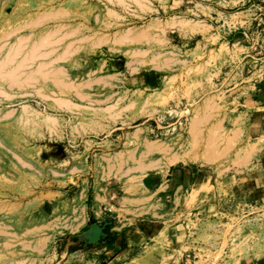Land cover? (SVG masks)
Here are the masks:
<instances>
[{
	"label": "rangeland",
	"instance_id": "374dc122",
	"mask_svg": "<svg viewBox=\"0 0 264 264\" xmlns=\"http://www.w3.org/2000/svg\"><path fill=\"white\" fill-rule=\"evenodd\" d=\"M0 36V264H264V0H0Z\"/></svg>",
	"mask_w": 264,
	"mask_h": 264
},
{
	"label": "crops",
	"instance_id": "0c3cea01",
	"mask_svg": "<svg viewBox=\"0 0 264 264\" xmlns=\"http://www.w3.org/2000/svg\"><path fill=\"white\" fill-rule=\"evenodd\" d=\"M253 89L255 91L254 92L255 99L252 100L251 102L254 103V108L255 109H257L258 107L264 108V77L255 80V82L253 83ZM258 116L263 117V115L256 114L254 118L256 119ZM189 178H190V172L188 170L187 182L189 181Z\"/></svg>",
	"mask_w": 264,
	"mask_h": 264
},
{
	"label": "bare ground",
	"instance_id": "6f19581e",
	"mask_svg": "<svg viewBox=\"0 0 264 264\" xmlns=\"http://www.w3.org/2000/svg\"><path fill=\"white\" fill-rule=\"evenodd\" d=\"M12 31H13V30H12ZM12 33H14V32H12ZM9 35H11V32H9ZM9 35H8V34H7V35L5 34V36L2 35V37L4 36V37L7 38V36H9ZM45 35H46V34H45ZM27 36H28V35H27ZM2 37L0 36L1 39H2ZM25 37H26V36H25ZM28 37H29V36H28ZM23 38H24V37H23ZM24 39H25V38H24ZM26 41H27V39H26ZM41 41H42V40H41ZM21 42H23V41H21ZM4 43H5V42H3L2 44H4ZM37 43H39V42H37ZM17 44H18V43H17ZM17 46H18V45H17ZM22 46H23V44H22ZM42 46H43V45H42ZM10 47H11V46H10ZM36 47H37V45H36ZM36 47H35V48H36ZM40 47H41V46H40ZM0 48H2L1 45H0ZM42 48H43V47H42ZM13 49H14V48H13ZM10 51H11V50H10ZM15 51H16V50H15ZM32 51H34V50H32ZM16 52H17V51H16ZM29 52H30V51H29ZM35 52H37V51H35ZM45 52H46V51H45ZM14 53H15V52H14ZM33 53H34V52H33ZM40 53H43V52H40ZM43 54H44V53H43ZM29 55H30V54H29ZM38 55H39V54H38ZM15 56H16V55H15ZM41 56H42V54H41ZM4 57H5V56H4ZM24 57H25V56H24ZM24 57L22 58V61H25V60H23ZM28 57H29V56H28ZM31 57H32V55H31ZM35 57H36V56H35ZM5 58H6V57H5ZM25 58H26V57H25ZM4 60H5V59H4ZM12 60H14V59H12ZM2 61H3V60H2ZM30 61H31V60H30ZM5 62H6V61H5ZM9 62H10V61H9ZM27 62H28V61H27ZM6 63H7V62H6ZM6 63L3 64V65H6ZM10 63H11V62H10ZM38 63H39V62H38ZM19 64L21 65V63H19ZM41 64H42V63H41ZM43 64H44V63H43ZM43 64H42V65H43ZM46 64H47V63H46ZM20 65H17V69H19L18 66H20ZM30 66H31V65H30ZM40 66H41V65H40ZM45 66H47V65H45ZM45 66H44V67H45ZM14 67H16V66H14ZM21 67H22V66H21ZM21 67H20V68H21ZM37 67H38V66H37ZM42 67H43V66H42ZM1 68H3V67H0V69H1ZM11 69H12V71L14 70V68H11ZM37 69L40 70V68H37ZM1 70H3V69H1ZM33 70H34V69H33ZM15 71H16V70H15ZM1 73H2V72H1ZM1 73H0V74H1ZM12 74H13V73H12ZM33 74H34V73H33ZM39 75H41V74H39ZM6 76H7V75H6ZM0 77H1V75H0ZM29 77H30V76H29ZM29 77H28V78H29ZM12 78H13V77H12ZM1 79H2V78H1ZM30 80H32V79H30ZM11 81H12V80H11ZM22 82H23V81H22ZM25 83H26V82H25ZM7 85H8V84H7ZM10 86H11V85H10ZM20 87H21V86H20ZM11 96H12V95H11ZM25 106H26V105H25ZM23 107H24V106H23ZM24 108H25V107H24ZM21 109H22V111H23V108H21ZM29 114H30V113H29ZM19 117H20V116H19ZM26 121H27V120H26ZM24 122H25V121H24Z\"/></svg>",
	"mask_w": 264,
	"mask_h": 264
}]
</instances>
